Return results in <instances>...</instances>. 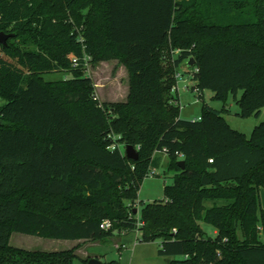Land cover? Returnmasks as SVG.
I'll use <instances>...</instances> for the list:
<instances>
[{
	"label": "trees",
	"instance_id": "1",
	"mask_svg": "<svg viewBox=\"0 0 264 264\" xmlns=\"http://www.w3.org/2000/svg\"><path fill=\"white\" fill-rule=\"evenodd\" d=\"M0 32L15 34L0 45V264H72L77 248L18 249L14 233L99 241L117 230L161 241L169 264H264V123L247 137L203 101L210 90L232 95L240 117L264 110V0H0ZM109 61L129 73L125 102L99 101L85 74ZM182 65L203 102L190 121L174 94ZM62 71L73 78L45 80ZM163 149L174 183L136 212Z\"/></svg>",
	"mask_w": 264,
	"mask_h": 264
},
{
	"label": "rangeland",
	"instance_id": "2",
	"mask_svg": "<svg viewBox=\"0 0 264 264\" xmlns=\"http://www.w3.org/2000/svg\"><path fill=\"white\" fill-rule=\"evenodd\" d=\"M175 53V55H177L178 51ZM85 69V74L93 80V83H95L97 87V97L99 101L105 102L107 100H113L122 102L124 98H126L129 92V73L119 61L103 62L96 65L87 63ZM188 72L186 65H182L179 68V73L187 78L189 75ZM72 78L73 75L66 71L48 73L45 76V80L49 81H62V79ZM194 85L195 81L191 79L188 81V85L182 83L178 84L179 103L181 105L180 118L187 121L195 118L198 119L201 115L203 106V102L198 99L193 91H188L186 88V86ZM213 95V92L206 90L203 101L216 110H224L223 117H225L233 130L242 132L246 134L247 137H250L253 133V128L264 123V110H262L259 116L243 118L237 115L240 108L232 95H229L225 100L221 101L214 100ZM238 97H240V94ZM2 102L3 101L0 99V104ZM120 148L125 152L126 147L124 145H121ZM167 165L168 158L166 156L165 162L157 169L158 176L147 177L144 180L139 192V204L137 205L138 209L136 212H140L145 203L165 200V185H172L175 175L173 171L168 170ZM213 204L212 201H208L206 207H212ZM259 211V227H261L260 229L262 231L264 228V216L262 218V214L264 215V196L263 199H261ZM199 224L207 237L215 236V229L211 225H207L203 222ZM263 233H261V239L264 237ZM239 236H242L241 233H239ZM141 238L142 234L140 231H130L126 233L125 231L118 230L115 231L112 238L99 241L50 240L38 236L34 237L26 234L14 233L11 238V245L18 249L21 248L33 252L41 251L48 253L54 251H68L77 248L72 264H85V261L90 259H96L103 264H169L165 257L159 255L161 241L143 243L141 242Z\"/></svg>",
	"mask_w": 264,
	"mask_h": 264
},
{
	"label": "water",
	"instance_id": "3",
	"mask_svg": "<svg viewBox=\"0 0 264 264\" xmlns=\"http://www.w3.org/2000/svg\"><path fill=\"white\" fill-rule=\"evenodd\" d=\"M14 36L15 34H7L5 32H0V45L8 46L7 45L8 41L12 39ZM194 64H195V60L191 58L187 67H192ZM125 152H126L127 158L134 160V161H137L139 159V153L132 145H128L126 147ZM184 164H185L184 161H180L178 163V166H180L181 169H184L185 168ZM166 261L168 263L171 262L169 258H166ZM87 264H103V263L97 261L96 259H90L87 262Z\"/></svg>",
	"mask_w": 264,
	"mask_h": 264
},
{
	"label": "built area",
	"instance_id": "4",
	"mask_svg": "<svg viewBox=\"0 0 264 264\" xmlns=\"http://www.w3.org/2000/svg\"><path fill=\"white\" fill-rule=\"evenodd\" d=\"M72 59H73V63H74V65L77 67V65H79V59H76V58H72ZM189 73L191 74V76H192V80H193V76H194L193 72H189ZM182 78H183V75L180 74V73H178V74H177V80H178L177 83H178L180 80H182ZM176 89H177V85H176ZM176 89H175V91H176ZM191 90L193 91V93H194V94L198 97V99H199V97L201 96V92H200V90H199L198 88H196L195 85H194V87L191 88ZM97 99H98V97H97ZM115 147H116V144H114V145L112 146V148H115ZM161 153L164 154V155H168V151H167L166 149H163ZM177 155H179L180 157H182V155H181L179 152H177ZM210 162L212 163L213 160H210ZM156 176H158V171H157V169H153V170L151 171V173L149 174V177H156ZM111 226H112L111 222L108 221V220H106V221H104V222L102 223L101 228L106 229V230H109V229L111 228ZM138 226H142V223H138Z\"/></svg>",
	"mask_w": 264,
	"mask_h": 264
},
{
	"label": "crops",
	"instance_id": "5",
	"mask_svg": "<svg viewBox=\"0 0 264 264\" xmlns=\"http://www.w3.org/2000/svg\"><path fill=\"white\" fill-rule=\"evenodd\" d=\"M189 73V72H188ZM190 77V78H189ZM192 80V76H191V74L189 73V75H188V78L187 77H185V76H183V78H182V80H180L178 83H177V89H176V91H174V94H176V96L178 97V99L180 98L179 97V87H178V84H184V85H188V81L189 80ZM192 87H194V86H186V88L188 89V91L190 90V91H192L191 90V88ZM128 89H129V81H128ZM96 90H97V87H96ZM130 90V89H129ZM128 94H129V92H128ZM128 94H127V96H126V98H124V100L122 101V102H125L126 101V99H127V97H128ZM106 103H110V102H117V101H113V100H107V101H105ZM196 119V118H195ZM195 119H193V120H195ZM164 154H160V156H161V163H164L165 162V160H166V155H164ZM263 193H264V187H262L261 188V190H260V195H261V199H263ZM214 203V202H213ZM207 204V203H206ZM214 205V204H213ZM215 235H216V231H215V233H214Z\"/></svg>",
	"mask_w": 264,
	"mask_h": 264
}]
</instances>
